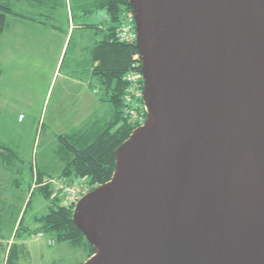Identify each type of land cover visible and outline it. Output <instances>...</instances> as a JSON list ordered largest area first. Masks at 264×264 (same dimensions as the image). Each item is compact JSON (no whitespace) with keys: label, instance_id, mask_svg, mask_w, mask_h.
Masks as SVG:
<instances>
[{"label":"water","instance_id":"water-1","mask_svg":"<svg viewBox=\"0 0 264 264\" xmlns=\"http://www.w3.org/2000/svg\"><path fill=\"white\" fill-rule=\"evenodd\" d=\"M146 117L72 221L83 264H264V0H128Z\"/></svg>","mask_w":264,"mask_h":264},{"label":"rangeland","instance_id":"rangeland-1","mask_svg":"<svg viewBox=\"0 0 264 264\" xmlns=\"http://www.w3.org/2000/svg\"><path fill=\"white\" fill-rule=\"evenodd\" d=\"M19 6H15L18 11L23 8L27 9L25 3ZM103 17L104 11L100 9L82 18L80 22L100 24V21L104 20ZM50 21L61 27L62 31L67 29L69 20L66 9L59 8ZM75 23L77 22L74 20L70 21L73 27H77ZM36 25L8 16L6 27L0 33V69L2 70L0 75V144L16 151L22 160L14 162L13 167L0 163V210L2 214L0 264H6L9 248H12L9 264H78L86 260V250L83 244L79 246L69 242H55L51 234L37 231L39 224L36 218L47 212L49 202L41 193L36 190L31 192V190L37 188V183H35L37 168L46 172L47 181L42 182V185L51 190L49 200L60 206H63L61 205L63 195L61 190L56 189V182L64 180L65 184L70 186L68 188L79 187L80 184L87 185L91 190L95 188L87 177L62 174L67 162L57 156L56 135L85 125L90 126L95 120L108 122L111 120L112 109L106 101H101L103 92L100 91L96 95L98 105L93 109L94 112L89 115L81 114L78 107L79 100L70 93L72 86H69L70 91L65 94L70 96L69 103L67 99H63L58 106L57 103L61 98L58 90L62 75L67 73L70 67L72 71L84 75L83 70L80 72L83 66L77 65V62L84 60V51L79 57L77 53L79 48L74 50V44L71 42L66 47V52L64 49L65 55L62 54L59 61L60 65L63 59L60 72H58V66L53 77L54 71L50 65L54 62V58L43 55L47 49L48 55L52 54L48 45L39 41L38 37L28 30H23L20 33L22 35L16 32L19 28ZM86 32H88L87 28ZM93 36H95L94 32L89 30L90 39L87 49L94 42ZM84 44L86 41L82 42V45ZM129 92L135 93L133 89H128L126 83L122 112L128 125L134 129L141 121L144 108L140 97L127 101ZM20 113L23 114L24 120L18 122L17 117ZM29 167L33 169L31 178L28 174ZM17 169L22 171L21 175L14 173ZM15 177L17 178L16 184L13 182ZM22 215V224L15 234ZM17 217V224L13 226ZM39 233L42 235L39 236Z\"/></svg>","mask_w":264,"mask_h":264},{"label":"trees","instance_id":"trees-1","mask_svg":"<svg viewBox=\"0 0 264 264\" xmlns=\"http://www.w3.org/2000/svg\"><path fill=\"white\" fill-rule=\"evenodd\" d=\"M21 2L25 3L27 9L18 11L15 6H19ZM59 8H65L68 19L77 22V26H83L95 34L92 37L94 42L87 49V74L100 82L103 92L101 100L110 105L112 115L108 122L95 120L90 126L85 125L56 135L57 156L67 162L62 171L64 176L87 177L96 187L112 176L115 166L114 151L133 130L122 112L123 94L126 89L123 77L133 61L140 62V57L135 44L120 42L115 37L121 13L132 10L128 0H0V33L6 27L8 16L49 29L62 30L50 21ZM100 9L104 11V20H101L100 24L80 22L82 18ZM100 35L102 36L99 38ZM144 115L146 117V113ZM18 160L22 161L16 151L0 144V163L13 167ZM32 170V167H29L30 178ZM14 173L21 175L22 171L17 169ZM36 176L37 188L31 192L38 191L49 202L47 212L36 218L39 224L37 231L51 234L55 242H69L79 246L83 244L87 259L95 252V248L72 221L73 207L66 208L49 200L51 190L42 185L47 177L38 168ZM13 182L17 183L16 177ZM22 218L23 215L18 221L15 234L22 224ZM1 219L0 210V224ZM11 251L12 248H9L6 264H9Z\"/></svg>","mask_w":264,"mask_h":264},{"label":"crops","instance_id":"crops-1","mask_svg":"<svg viewBox=\"0 0 264 264\" xmlns=\"http://www.w3.org/2000/svg\"><path fill=\"white\" fill-rule=\"evenodd\" d=\"M68 23L69 26L67 27V29L65 30H55V29H49L46 28L44 26L41 25H36L39 27H24V28H19L16 30L18 35H22L20 34L21 32H23V30H28L30 32H32L36 37H38L37 39L41 42H43L44 44L48 45V48L51 49L52 54H49L48 49L46 50V52L43 54L44 56H50L54 58V62L51 63L50 68L53 69V77L55 74V71H57L58 68V72H60L62 63H63V59L59 65V61L61 59L62 54L65 55L66 52V47H68L71 42L74 44V50H76V48H79V52L78 55L79 57L82 56V51H84V60L77 62V65H82L83 69H81L80 72H82L83 70V76L80 73H77L76 71H72L71 67L68 69L67 73H64V75H62V80L60 83V88L58 90V94L61 97L59 102L57 103L58 106L61 102V100H65L67 99V102L69 103V98L70 96H66L65 94L67 92H69L71 90V94H74V98L79 100V105L78 107L80 108V113L84 114V115H89L92 114L94 111L93 109L97 107V94L98 92L102 91L101 88V84L98 81L97 78L93 77V76H89L87 74V59H88V55H87V43L89 38V30H87L88 32H86V29L83 27H73L70 24V19H68ZM84 31V32H83ZM86 41V44L82 45V42ZM50 46V47H49ZM65 49V52H64ZM64 52V53H63ZM76 56V55H74ZM2 74V70L0 69V75ZM52 77V78H53ZM69 86H72L73 89L69 90ZM102 101V100H101ZM73 103V101H72ZM71 107V106H70ZM65 109V108H64ZM63 109V110H64ZM63 110H61V112H63ZM19 115H23L22 113H20ZM18 115V116H19ZM24 120V116L21 120H19V118L17 117V121L21 122ZM45 176H46V172H44L42 169L38 168ZM15 184V183H14ZM18 221V217L17 219H15L14 225L16 226ZM4 236V235H3ZM3 240V239H2ZM63 243V242H62Z\"/></svg>","mask_w":264,"mask_h":264},{"label":"built area","instance_id":"built-area-1","mask_svg":"<svg viewBox=\"0 0 264 264\" xmlns=\"http://www.w3.org/2000/svg\"><path fill=\"white\" fill-rule=\"evenodd\" d=\"M115 37L120 42H124L128 44L136 43V32H135L132 11L125 10L121 13L117 25ZM123 79L128 84V89H133L135 92L134 94L132 92H129L127 101L133 100V98L137 99V97L141 98V103L144 108V111L143 114L141 115L142 116L141 121L138 124V126H140L141 124H143L145 120L144 114L146 113V109L142 100L143 79H142V71H141V61L140 62L133 61L129 69L124 74ZM18 118L19 120H21L23 118V115H19ZM48 183H53V182H48ZM68 187L70 186H67L64 180L56 182V189L61 190V194L63 195L62 196L63 200L61 201V205H63L66 208L73 207V209L77 201L91 190L85 184H80L79 187H75V188L74 187L68 188ZM38 235L41 236L42 234L39 233Z\"/></svg>","mask_w":264,"mask_h":264}]
</instances>
